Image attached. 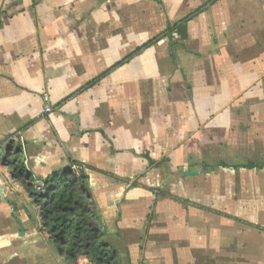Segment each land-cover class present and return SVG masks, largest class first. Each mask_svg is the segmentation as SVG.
<instances>
[{"label":"crops","instance_id":"obj_1","mask_svg":"<svg viewBox=\"0 0 264 264\" xmlns=\"http://www.w3.org/2000/svg\"><path fill=\"white\" fill-rule=\"evenodd\" d=\"M254 96L258 104L248 103ZM253 105L264 115V0H0V152L18 151L33 183L83 171L81 189L94 199L100 226L115 233L160 195L162 204L179 202L172 191L188 185L190 157L209 155L201 145L234 156L241 142L255 143L236 114ZM4 160L0 208L25 209L15 218L26 224L29 210L42 215V207ZM39 236L34 228L21 239L9 234L3 262L13 242L21 258H33L24 243L39 244ZM132 249L130 264H138Z\"/></svg>","mask_w":264,"mask_h":264},{"label":"rangeland","instance_id":"obj_2","mask_svg":"<svg viewBox=\"0 0 264 264\" xmlns=\"http://www.w3.org/2000/svg\"><path fill=\"white\" fill-rule=\"evenodd\" d=\"M259 101V96L248 98V103L258 104ZM253 106L247 107L246 111L240 106L236 114L243 120L241 130L251 133L248 137H253L255 143L241 142L234 156H227L223 145L209 149V145H201L202 150L209 151V155L196 159L190 157L188 185L180 183L179 189L172 191L177 194L174 197L175 201H179L177 204L168 206L160 203V195L149 212L136 218L133 224L125 225V228L122 224L123 228L117 229L116 233L108 230L107 225H101L103 238L118 253L122 251L117 258L120 264H130L128 251L132 248L138 264H264V230L261 229H264V170H233L222 166V163L231 166L252 160L264 162V138H260L262 130L264 135V128L249 125V122L256 125L264 123V115L258 111V106ZM244 138L243 135L241 140ZM63 175L61 170L59 177ZM12 195L17 203L16 193ZM202 205L205 209L198 207ZM13 206L0 208V247L9 234L17 239L23 238L17 235L22 228L15 215L21 220V217H26L27 211L23 208L19 211ZM183 209H187L186 214ZM171 213L175 214L177 221L170 217ZM41 217L40 207L35 206L29 210L28 222H22L25 233L34 228L43 236H39V244L31 245L32 241L24 243V251L34 252L28 256L33 258H21L18 254L20 245L13 242V253L5 262L0 257V264H92L84 255L72 263L62 257ZM35 246L41 249L38 254L33 249Z\"/></svg>","mask_w":264,"mask_h":264},{"label":"trees","instance_id":"obj_3","mask_svg":"<svg viewBox=\"0 0 264 264\" xmlns=\"http://www.w3.org/2000/svg\"><path fill=\"white\" fill-rule=\"evenodd\" d=\"M199 12L200 9L184 17L179 22L171 25L168 31L190 20ZM157 38H152L137 47L127 57L116 63L114 67L141 53L153 44ZM109 71L110 69L93 78L87 83V87L98 82ZM4 163L12 170L14 177L24 185L33 202L42 207L44 226L67 261L75 262L81 255H84L89 258L92 264H117V251L103 238L96 203L91 195L85 194L81 190L88 179V175L81 170L78 171V175H63L62 177L53 175L45 182L46 193L39 194L35 192L33 180L28 174L24 173L25 169L18 151H14L11 155L7 154ZM223 166H227V164L223 163ZM239 167L241 165H236L234 168ZM242 167L262 169L264 163L250 161Z\"/></svg>","mask_w":264,"mask_h":264},{"label":"built area","instance_id":"obj_4","mask_svg":"<svg viewBox=\"0 0 264 264\" xmlns=\"http://www.w3.org/2000/svg\"><path fill=\"white\" fill-rule=\"evenodd\" d=\"M44 98L45 100H49V94L48 92H45L44 93ZM52 111V108L49 104L45 105V108H44V112L45 113H48V112H51ZM7 154L3 153V152H0V159L2 157H5ZM76 175H78V171H75L74 172ZM34 188H35V192L36 193H39V194H45L46 193V185H45V182L43 181H38V182H34Z\"/></svg>","mask_w":264,"mask_h":264},{"label":"water","instance_id":"obj_5","mask_svg":"<svg viewBox=\"0 0 264 264\" xmlns=\"http://www.w3.org/2000/svg\"><path fill=\"white\" fill-rule=\"evenodd\" d=\"M38 179L40 180L41 177H38ZM20 224H21V228H22V230L19 232V234H20L21 236H24V234H25L24 227H23V224H22L21 222H20Z\"/></svg>","mask_w":264,"mask_h":264}]
</instances>
